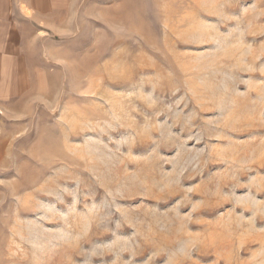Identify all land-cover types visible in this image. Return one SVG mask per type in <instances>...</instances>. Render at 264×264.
Here are the masks:
<instances>
[{
  "label": "rangeland",
  "instance_id": "374dc122",
  "mask_svg": "<svg viewBox=\"0 0 264 264\" xmlns=\"http://www.w3.org/2000/svg\"><path fill=\"white\" fill-rule=\"evenodd\" d=\"M13 1L0 264H264V0Z\"/></svg>",
  "mask_w": 264,
  "mask_h": 264
},
{
  "label": "crops",
  "instance_id": "0c3cea01",
  "mask_svg": "<svg viewBox=\"0 0 264 264\" xmlns=\"http://www.w3.org/2000/svg\"><path fill=\"white\" fill-rule=\"evenodd\" d=\"M31 7L27 2L13 1L10 4V11L4 8V4L0 7V91L6 89V82L12 77V73L21 74L25 71L22 68L21 48L25 46V40L28 36V21L31 16L27 12ZM18 9V11H13ZM30 22V21H29ZM21 45H23L21 47ZM24 60V59H23ZM25 64V62H23Z\"/></svg>",
  "mask_w": 264,
  "mask_h": 264
}]
</instances>
